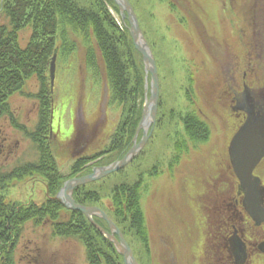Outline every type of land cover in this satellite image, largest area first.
<instances>
[{"label": "rangeland", "instance_id": "rangeland-1", "mask_svg": "<svg viewBox=\"0 0 264 264\" xmlns=\"http://www.w3.org/2000/svg\"><path fill=\"white\" fill-rule=\"evenodd\" d=\"M2 2L0 0V23L5 24ZM130 2L158 69L157 119L153 130H148L145 145L132 161L121 170L84 186L99 194L98 202L89 206H98L114 217V187L122 182L141 180V205L150 251L130 230L128 222L119 221L124 237L139 264H174V258L177 263L185 264L189 243L179 233L183 234L185 223L192 219L188 198L214 194L215 188L202 179L211 174L216 176L211 169V159L214 153L223 150L225 133L230 131L231 118L223 107L227 99L223 94V68L228 63V55L235 57V61L242 60L250 48L260 57L255 42L254 47L247 37L248 25L245 24V33L241 29L245 17L251 20L253 12L249 15V7L253 11L263 9L264 0H182L188 6L191 4L193 11L178 5L177 0ZM110 12L118 25L128 23L120 10L117 12L110 7ZM261 30L258 25L257 31ZM31 33L28 28L20 31L23 47ZM74 39L76 43L56 44L40 73L46 86H51L50 67L56 52L50 134L59 172L64 178L62 187L74 178L77 157L96 155L88 162L92 168L90 173L95 167L104 166L107 153L103 150L111 145L124 112V105L114 97L98 48L81 36ZM145 82H148L147 95L150 96L151 75L147 77L146 70ZM40 90L41 82L34 75L9 98L15 115L29 130L35 129L38 122L41 101L36 96ZM189 115L192 116L189 122L199 127L191 133L185 124ZM142 137L141 130L137 143ZM35 151L31 140L9 119L0 120V171L7 172L33 160ZM9 183L5 197L19 203H38L49 196L44 181L36 176ZM2 192L0 189V194ZM15 259L16 264H88L86 247L81 241L55 237L48 224L34 227L32 222L25 225Z\"/></svg>", "mask_w": 264, "mask_h": 264}, {"label": "trees", "instance_id": "trees-1", "mask_svg": "<svg viewBox=\"0 0 264 264\" xmlns=\"http://www.w3.org/2000/svg\"><path fill=\"white\" fill-rule=\"evenodd\" d=\"M110 7L117 12L115 0H4L3 20L0 23V120L9 119L35 146L33 160L21 163L10 171H0V264H16L15 251L22 238L25 225L34 227L48 224L55 237L75 238L86 247L88 264H124L122 255L115 245L80 211L68 210L52 198L61 189L64 178L59 172L56 150L51 138V118L54 109L51 86H46L41 70L56 44L72 43L75 36H81L93 47H97L104 60L114 97L124 105L112 143L103 150L107 153L108 165L121 159L133 146V138L141 120L146 101L145 65L136 50L128 23L118 25ZM32 31L25 47L19 40L20 31ZM73 38V40H71ZM65 45V46H66ZM58 48V47H56ZM55 48V49H56ZM55 51V50H54ZM227 54H230L229 52ZM227 56L228 63L235 58ZM37 75L41 90L38 122L29 130L15 115L10 103L11 94L23 88L28 79ZM185 118L189 132L196 128ZM103 153V154H104ZM96 155L79 156L73 166V177L91 172L90 159ZM101 165V164H100ZM42 179L49 196L41 202L19 203L5 197V191L14 179L34 177ZM142 181L122 182L113 189V221L120 228L119 221L128 222L130 230L143 242L148 251V235L141 205ZM74 199L83 205L99 200L98 192L77 187ZM102 209V208H101ZM104 210V209H103ZM95 221L105 229L106 222L98 217ZM122 231V229L120 228ZM124 234V232L122 231Z\"/></svg>", "mask_w": 264, "mask_h": 264}, {"label": "flooded vegetation", "instance_id": "flooded-vegetation-1", "mask_svg": "<svg viewBox=\"0 0 264 264\" xmlns=\"http://www.w3.org/2000/svg\"><path fill=\"white\" fill-rule=\"evenodd\" d=\"M177 2L193 11L191 4L188 6L182 0ZM249 9V15L253 12L251 20L245 17L241 30L245 33L248 25L247 37L260 50V57L254 48H250L242 60L237 58L223 68V94L227 98L223 107L231 118L230 131L228 129L229 134L225 133L223 150H218L211 159V169L216 176L211 174L202 179L215 188L214 194L188 198L192 219L185 223L183 234L179 233L189 243L185 264H264V157L253 172L254 177L260 179V195L255 198L254 210L241 187L230 148L234 135L246 122L248 112L264 113L263 100L255 97H260L259 92L264 90V7L254 11ZM258 25L262 28L259 32ZM174 259V264H179Z\"/></svg>", "mask_w": 264, "mask_h": 264}, {"label": "water", "instance_id": "water-1", "mask_svg": "<svg viewBox=\"0 0 264 264\" xmlns=\"http://www.w3.org/2000/svg\"><path fill=\"white\" fill-rule=\"evenodd\" d=\"M115 3L119 7L122 18L128 20L129 31L135 48L143 57L147 77L149 74L151 75L150 96L147 95V82L146 101L143 107L142 117L133 138V146L127 151V153L121 159H118L111 164L95 167L92 173L88 175L71 178L59 190L54 199L59 201L67 209L82 212L90 222L115 245L117 251L123 257L124 264H139L130 244L112 218L98 206L80 204L76 202L73 197L74 190L77 187L117 172L132 161L140 149L145 145L148 139V130H153V126L157 119L160 83L155 58L140 27L137 14L130 0H115ZM55 60L56 52L52 58L50 67L51 87H53L55 78ZM259 93L260 97H258V95L255 97L264 102V90H261ZM141 130L143 131V137L140 142L137 143V138ZM230 148L234 168L241 181V187L245 190L247 198L252 204V209L255 210V198L260 195V192L258 191L260 179L254 177L253 172L255 167L264 157L263 112L257 113L253 110L248 112V118L239 131L234 135ZM94 217L104 219L107 222L109 229L106 230L98 224Z\"/></svg>", "mask_w": 264, "mask_h": 264}]
</instances>
